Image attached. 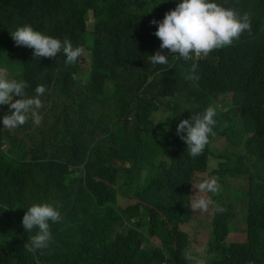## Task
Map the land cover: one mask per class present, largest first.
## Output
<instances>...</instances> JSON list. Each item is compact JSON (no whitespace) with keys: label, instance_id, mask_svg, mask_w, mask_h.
I'll use <instances>...</instances> for the list:
<instances>
[{"label":"trees","instance_id":"obj_1","mask_svg":"<svg viewBox=\"0 0 264 264\" xmlns=\"http://www.w3.org/2000/svg\"><path fill=\"white\" fill-rule=\"evenodd\" d=\"M170 1L131 0L130 6L127 0H0V34L8 41V30L27 24L74 45L85 44L90 12L94 20L90 71L68 68L65 76L58 59L35 58L26 46L21 52L26 95L33 96L34 85L47 87L39 109L42 121L36 125L29 119L19 126L30 158L4 157L0 139V173H24L23 184L34 201L57 206L62 219L50 223L51 247L30 254L16 222L7 220L10 213L0 207V264H189L191 239L179 224L191 220L190 182L196 171L228 178L214 196L205 264H264V51L252 57L244 45L229 48L219 53L221 58L201 61L194 69L172 58L166 65H153L149 55L160 40L150 21ZM223 2L247 12L252 35L264 39V0ZM190 73L199 79H188ZM228 91L234 92V101L233 95L226 98ZM167 96L172 102L161 100ZM208 106L215 108L216 130L242 127L237 112L254 130L244 151L220 170L216 162L209 163V149L199 157L186 155L176 131L180 120L189 119L183 117ZM2 108L7 113L8 105ZM52 142L66 163L41 164L53 157ZM141 147L149 152L151 172L133 177L141 201L122 207L121 188L112 185L118 183L120 168L113 162L119 158L129 164L122 171H132ZM70 164L85 176L71 180L66 172L49 173L48 168L66 171ZM243 176L249 182L246 191L240 186ZM10 186H16L14 178ZM241 216L246 240L224 241ZM129 217L146 223L148 232L127 239L133 233L125 229ZM154 236L160 246L150 243Z\"/></svg>","mask_w":264,"mask_h":264},{"label":"clouds","instance_id":"obj_2","mask_svg":"<svg viewBox=\"0 0 264 264\" xmlns=\"http://www.w3.org/2000/svg\"><path fill=\"white\" fill-rule=\"evenodd\" d=\"M170 2L171 5L162 7L158 14H155L153 20L150 21L151 24L156 26L154 35L160 40V42H155L156 49L152 55H149V60L153 65H166L168 58H172L175 61H183L194 69L201 61L221 58L220 52L241 45L246 47L245 51L252 57H258L263 53L264 39L261 36L252 35V19L247 12L241 11L231 4H226L223 0H172ZM127 4L133 5L131 0H127ZM89 21L92 23L91 29L88 28ZM93 27L94 20L90 12L86 19L87 42L79 45L72 44L67 38H57L44 34L39 29L27 24L8 30L7 37L9 41L0 34V139H2L1 153L4 157L9 153L10 157L13 156L23 160L30 158V151L26 154V146L23 141L26 135L20 133L21 127L19 126L24 125L29 119L36 125H39L42 121L39 109L42 107L41 97L47 87L44 84L34 85L33 96L26 95L27 84L24 79H21L23 74L20 59L23 47L33 49V57L35 58L58 59L62 64V72L65 76L69 72L68 68H75L82 72L90 71L92 67V50L89 46L93 43L94 35L91 33ZM7 59H14L18 63L15 66H10L5 62ZM86 59L89 62L88 67H84L83 62ZM261 77L251 78L249 81H259ZM187 78L190 80L199 79L198 76L191 73ZM73 79H76L75 74H73ZM228 92L226 98L230 100L233 95L232 100L234 101V92ZM161 100L166 103L172 102V98L168 96L161 97ZM2 105H8L7 113H5ZM161 105V109H164L165 105ZM218 106L221 107V104H218ZM215 115V108L208 106L201 113H193L183 117L189 119L180 120L176 131L183 152L186 155L199 157L209 149V163L216 162L215 169L220 170L222 169L221 164L225 166L228 159L235 158L244 151L245 143L254 134V130L247 129L245 126L247 119L240 112H237V119L241 120L242 127L233 126L226 130H216V128H213ZM217 139L225 140L221 148L216 147L214 144ZM20 140H22V143H20ZM8 141H10L9 144ZM51 148L53 157L55 154L56 157L54 159H52L53 157L45 158V161L41 164L45 162L47 164L66 163V161L57 157L58 146L55 143L52 142ZM27 149L30 148L27 147ZM149 159L148 150L141 147L133 170L129 172H123L121 169L128 167L129 164L123 163L119 158L114 159L113 165L120 168V170L117 173L118 183L112 185L121 188L120 206L125 207L135 201H141L137 196L139 185L133 182V177L151 172ZM48 170L50 174L54 175L66 172L70 175L71 180H79L85 176L82 168L75 167L72 164L68 165L66 171L58 167L48 168ZM204 173H209L214 178L204 179L196 185L198 177ZM23 175L24 173H0V207L5 208L10 213L6 216L7 220L11 219L16 222V231L25 247V251L36 254L51 247L53 235L50 230V223L61 221V210L51 203L35 202L32 192L23 184ZM218 176L222 175L214 171H196L194 173L190 182L192 216L197 210L207 211L210 204L214 206V196L221 188L216 180ZM243 177L245 179L243 178L244 180L240 183V186L246 191L249 182L247 177ZM11 178H14L15 187L10 186ZM96 179L101 180L99 177H96ZM77 192V189H70V193ZM197 193H200V195L197 196ZM204 193H212L213 199L206 198L203 195ZM194 197L196 198L194 199ZM123 200L129 202L123 205ZM155 213H159V211L151 212V215L146 218L152 217ZM242 220V216L235 220L234 227L236 221L238 226H241ZM138 222L141 223L139 227L135 226ZM124 224H126V231L133 230V233L127 239L137 232L142 236H144L142 232H148V225L139 221L136 217L125 219ZM183 224H187V222ZM244 224L245 231L232 226L224 241H245L247 237L246 222ZM179 228L184 230L182 224H179ZM233 230L243 231L245 234L244 239L227 240ZM154 238L158 239L157 243ZM211 239L212 237L209 239L208 244ZM150 243L156 247L160 246L161 241L159 237L154 236L151 238ZM208 244L203 264L209 259ZM190 256L191 244L189 246V259Z\"/></svg>","mask_w":264,"mask_h":264},{"label":"rangeland","instance_id":"obj_3","mask_svg":"<svg viewBox=\"0 0 264 264\" xmlns=\"http://www.w3.org/2000/svg\"><path fill=\"white\" fill-rule=\"evenodd\" d=\"M88 28L89 29L92 28L91 21L88 22ZM5 62L6 64L10 66H15L18 63V61L14 59H7ZM83 63H84V67H88L89 62L87 59ZM9 143L10 141H8V144ZM224 143H225L224 139H217L214 142L215 146L218 148H221L224 145ZM210 178H214V176L209 173H204L198 177L196 185H198V183L203 181L204 179H210ZM216 180H217L219 187H222L226 181L228 182V179L222 176L216 177ZM199 195L200 193H197V196ZM203 195H205V197L210 200L213 199L212 193H204ZM195 198L196 197H194V199ZM128 202H129L128 200H123L122 204L126 205ZM213 211H214V206L210 204L207 211L202 212L200 210H197L196 213L192 216V219L189 223L182 224L183 229L189 233L191 237V241H192L191 242V256L189 259L190 264H203L205 261L207 244L213 234V228H212ZM235 226H238L237 221L235 222ZM244 226L245 224H244V221L242 220L241 227L244 228ZM244 237H245V234L243 231L233 230L232 233L229 234L227 240H230V241L243 240ZM154 241L157 243L158 239L154 238Z\"/></svg>","mask_w":264,"mask_h":264}]
</instances>
